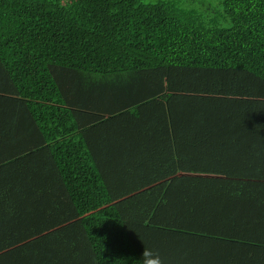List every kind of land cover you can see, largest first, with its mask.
<instances>
[{"label":"trees","instance_id":"trees-1","mask_svg":"<svg viewBox=\"0 0 264 264\" xmlns=\"http://www.w3.org/2000/svg\"><path fill=\"white\" fill-rule=\"evenodd\" d=\"M144 249L264 264V0H0V264Z\"/></svg>","mask_w":264,"mask_h":264},{"label":"clouds","instance_id":"clouds-1","mask_svg":"<svg viewBox=\"0 0 264 264\" xmlns=\"http://www.w3.org/2000/svg\"><path fill=\"white\" fill-rule=\"evenodd\" d=\"M141 258L144 260V264H164L160 255L149 249H144Z\"/></svg>","mask_w":264,"mask_h":264},{"label":"rangeland","instance_id":"rangeland-1","mask_svg":"<svg viewBox=\"0 0 264 264\" xmlns=\"http://www.w3.org/2000/svg\"><path fill=\"white\" fill-rule=\"evenodd\" d=\"M146 1L155 4L163 0H146ZM186 1L189 2L190 0H182V2H186Z\"/></svg>","mask_w":264,"mask_h":264},{"label":"crops","instance_id":"crops-1","mask_svg":"<svg viewBox=\"0 0 264 264\" xmlns=\"http://www.w3.org/2000/svg\"><path fill=\"white\" fill-rule=\"evenodd\" d=\"M163 145V144H162ZM180 146H182L183 147V149H185V150H190V151H193L195 148H193V147H186V146H183V145H181L180 144Z\"/></svg>","mask_w":264,"mask_h":264}]
</instances>
